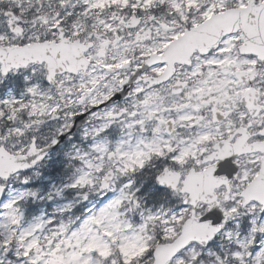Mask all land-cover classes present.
<instances>
[{
    "label": "snow or ice",
    "instance_id": "1",
    "mask_svg": "<svg viewBox=\"0 0 264 264\" xmlns=\"http://www.w3.org/2000/svg\"><path fill=\"white\" fill-rule=\"evenodd\" d=\"M0 264H264V0H0Z\"/></svg>",
    "mask_w": 264,
    "mask_h": 264
}]
</instances>
